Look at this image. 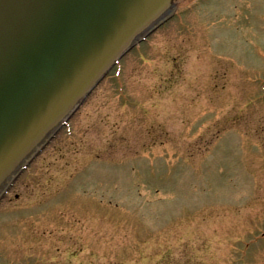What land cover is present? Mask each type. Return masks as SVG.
Segmentation results:
<instances>
[{"label":"rangeland","instance_id":"obj_1","mask_svg":"<svg viewBox=\"0 0 264 264\" xmlns=\"http://www.w3.org/2000/svg\"><path fill=\"white\" fill-rule=\"evenodd\" d=\"M0 264H264V0H181L1 199Z\"/></svg>","mask_w":264,"mask_h":264},{"label":"water","instance_id":"obj_2","mask_svg":"<svg viewBox=\"0 0 264 264\" xmlns=\"http://www.w3.org/2000/svg\"><path fill=\"white\" fill-rule=\"evenodd\" d=\"M180 1L175 0L174 14ZM172 4L0 0V196L114 60L147 35L104 79L174 15L162 23Z\"/></svg>","mask_w":264,"mask_h":264}]
</instances>
